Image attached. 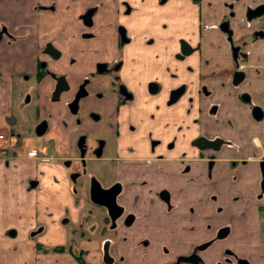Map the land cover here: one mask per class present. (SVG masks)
Returning a JSON list of instances; mask_svg holds the SVG:
<instances>
[{
    "label": "flooded vegetation",
    "instance_id": "obj_1",
    "mask_svg": "<svg viewBox=\"0 0 264 264\" xmlns=\"http://www.w3.org/2000/svg\"><path fill=\"white\" fill-rule=\"evenodd\" d=\"M85 1L76 27L84 65L52 70L63 53L47 40L35 87L6 110L11 156L25 130L42 137L35 157L54 154L70 171L76 206L83 203L76 216L61 217L60 242L40 241L42 225L30 232L36 255H53L54 264H264L262 249L240 248L235 216L218 197L219 167L234 180L250 165L264 196V0ZM36 8L53 11L56 0ZM2 37L14 40L7 29ZM44 77L51 86L42 102ZM64 112L71 138L63 157L44 136L52 118L67 125ZM259 212L262 232L264 206Z\"/></svg>",
    "mask_w": 264,
    "mask_h": 264
},
{
    "label": "crops",
    "instance_id": "obj_2",
    "mask_svg": "<svg viewBox=\"0 0 264 264\" xmlns=\"http://www.w3.org/2000/svg\"><path fill=\"white\" fill-rule=\"evenodd\" d=\"M46 1L0 0V25L14 37L12 41L6 37L0 40V115H6L13 102V75H28V79L29 75H36L38 62L43 59L39 49L47 40L63 53L60 61L50 64L52 70L67 73L85 63L83 51L87 45L78 36L76 27L80 25L77 17L86 1L56 0L53 11L36 8L38 3ZM71 57L77 59L73 66L69 63ZM262 73L264 75V71ZM50 86L51 80L44 77L41 81L42 102H45ZM253 90L252 93L255 92ZM47 111L54 112L51 104H48ZM262 111L264 113V76ZM59 118L64 119L67 125L52 118V127L44 140L55 138L57 155L64 157L70 154L71 126L65 112ZM5 120L7 122L6 117ZM263 141L262 135V155ZM30 149L33 148L24 152L22 147L18 148L11 156L9 148L6 157L0 158V264H54L53 255H36L30 232L42 225L46 227V234L39 238L40 241L60 242L65 231L61 217H74L83 208V203L76 206L65 172L52 156L54 154L38 158L27 154ZM243 153L253 160L250 149ZM239 170L233 180L231 172L219 167V203L227 213L235 216L233 234L243 244L240 248L247 245L250 250L256 249L259 255L261 249L264 251V230L262 228L261 232L259 212V207L264 206V196L258 198L259 171L253 165ZM32 179L37 184L30 186Z\"/></svg>",
    "mask_w": 264,
    "mask_h": 264
},
{
    "label": "rangeland",
    "instance_id": "obj_3",
    "mask_svg": "<svg viewBox=\"0 0 264 264\" xmlns=\"http://www.w3.org/2000/svg\"><path fill=\"white\" fill-rule=\"evenodd\" d=\"M27 75H19V76H16V75H13V101L14 103H17L19 101H21V98L23 97L24 93L21 94L22 92H27L29 89L31 88H34L35 87V77H33L32 75H29V79H26ZM21 90V92H20ZM35 101V100H33ZM31 102V104H33L34 102ZM16 110H19L20 109H17ZM17 112V111H16ZM22 114L21 116L23 117V120H25V117L27 116L28 117V114H30L31 112V115L33 113V106L31 105V109L29 106L27 107H23L21 109ZM14 114V113H13ZM5 117L6 115H0V131H3L5 133H8L10 132V128L5 120ZM53 119H51L50 121H52ZM81 127L82 128H85V123L83 121V118L81 117ZM29 124H32V121L29 123ZM86 131V130H85ZM23 142L22 144L19 146L20 148L22 147L24 152H26L25 150L28 149V148H33L40 151V146H42V143H41V140L43 139L42 137L38 138L35 134H33V132L31 130H25V134L23 136ZM46 137V135L44 136V138ZM11 140L8 139V144H9V147H11ZM112 151H113V148L111 147H108L106 152L109 154H112ZM67 151H64V153H66ZM51 154V153H49ZM39 156H40V152H39ZM93 168L92 167H88V170L91 171ZM64 172L66 173L67 175V172L69 173L70 171L65 169ZM111 174H113V171L110 172ZM65 175V176H66ZM90 207V205H89ZM100 210V208H98ZM12 231V230H11ZM10 232V235H12V233ZM60 264H66V263H60Z\"/></svg>",
    "mask_w": 264,
    "mask_h": 264
},
{
    "label": "built area",
    "instance_id": "obj_4",
    "mask_svg": "<svg viewBox=\"0 0 264 264\" xmlns=\"http://www.w3.org/2000/svg\"><path fill=\"white\" fill-rule=\"evenodd\" d=\"M9 150L8 136L7 133L0 131V158L6 157ZM30 156H35V150L30 149L27 151Z\"/></svg>",
    "mask_w": 264,
    "mask_h": 264
},
{
    "label": "water",
    "instance_id": "obj_5",
    "mask_svg": "<svg viewBox=\"0 0 264 264\" xmlns=\"http://www.w3.org/2000/svg\"><path fill=\"white\" fill-rule=\"evenodd\" d=\"M4 31H6V29L5 28H2V30L0 31V39H1V37H2V33L4 32ZM50 46V48H49V54H51V49H52V51L53 50H55L54 49V47H52V45H49ZM39 128V130H37V133H38V135H41L42 133H44V131H45V129H46V124L45 123H41L39 126H38ZM261 169H262V176H263V178H264V156H263V159H262V163H261ZM111 201H113V199H111ZM114 202V201H113ZM113 202H111V205H113ZM109 204H107V206H108ZM111 205H109L108 207L109 208H111Z\"/></svg>",
    "mask_w": 264,
    "mask_h": 264
}]
</instances>
